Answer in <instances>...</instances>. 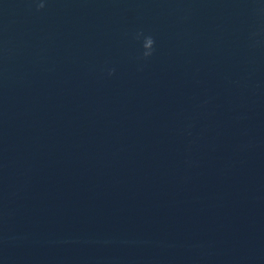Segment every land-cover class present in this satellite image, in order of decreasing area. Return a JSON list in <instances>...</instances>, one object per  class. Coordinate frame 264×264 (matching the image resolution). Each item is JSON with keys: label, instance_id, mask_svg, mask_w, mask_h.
<instances>
[{"label": "water", "instance_id": "obj_1", "mask_svg": "<svg viewBox=\"0 0 264 264\" xmlns=\"http://www.w3.org/2000/svg\"><path fill=\"white\" fill-rule=\"evenodd\" d=\"M0 264H264V0H0Z\"/></svg>", "mask_w": 264, "mask_h": 264}, {"label": "clouds", "instance_id": "obj_2", "mask_svg": "<svg viewBox=\"0 0 264 264\" xmlns=\"http://www.w3.org/2000/svg\"><path fill=\"white\" fill-rule=\"evenodd\" d=\"M38 8H43L44 4L40 3L37 6ZM154 39L152 36H145L144 37V41H143V48H144V52H143V57H149L152 55L153 51H154ZM112 71L114 70H110L109 74H112Z\"/></svg>", "mask_w": 264, "mask_h": 264}]
</instances>
